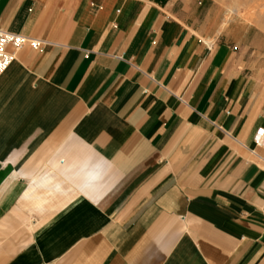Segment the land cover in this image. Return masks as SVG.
I'll return each mask as SVG.
<instances>
[{"label": "crops", "instance_id": "0c3cea01", "mask_svg": "<svg viewBox=\"0 0 264 264\" xmlns=\"http://www.w3.org/2000/svg\"><path fill=\"white\" fill-rule=\"evenodd\" d=\"M213 13L0 0L45 43L0 75V264H264V37Z\"/></svg>", "mask_w": 264, "mask_h": 264}, {"label": "rangeland", "instance_id": "374dc122", "mask_svg": "<svg viewBox=\"0 0 264 264\" xmlns=\"http://www.w3.org/2000/svg\"><path fill=\"white\" fill-rule=\"evenodd\" d=\"M195 1L204 3V0ZM205 5L222 18V24L240 20L262 32L264 37V0H205ZM232 8L237 10L231 11Z\"/></svg>", "mask_w": 264, "mask_h": 264}, {"label": "built area", "instance_id": "2783aa9c", "mask_svg": "<svg viewBox=\"0 0 264 264\" xmlns=\"http://www.w3.org/2000/svg\"><path fill=\"white\" fill-rule=\"evenodd\" d=\"M44 41L38 38L7 31L0 27V75L11 65L16 54L26 46L41 48ZM256 144L264 145V133L255 135Z\"/></svg>", "mask_w": 264, "mask_h": 264}, {"label": "bare ground", "instance_id": "6f19581e", "mask_svg": "<svg viewBox=\"0 0 264 264\" xmlns=\"http://www.w3.org/2000/svg\"><path fill=\"white\" fill-rule=\"evenodd\" d=\"M237 9L236 8H232L231 11H236Z\"/></svg>", "mask_w": 264, "mask_h": 264}]
</instances>
